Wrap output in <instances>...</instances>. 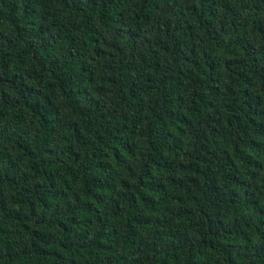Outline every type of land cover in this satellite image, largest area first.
I'll return each mask as SVG.
<instances>
[{
  "label": "trees",
  "instance_id": "trees-1",
  "mask_svg": "<svg viewBox=\"0 0 264 264\" xmlns=\"http://www.w3.org/2000/svg\"><path fill=\"white\" fill-rule=\"evenodd\" d=\"M0 264H264V0H0Z\"/></svg>",
  "mask_w": 264,
  "mask_h": 264
}]
</instances>
